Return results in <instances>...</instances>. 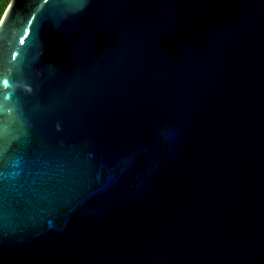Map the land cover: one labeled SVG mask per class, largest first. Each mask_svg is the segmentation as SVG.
Returning a JSON list of instances; mask_svg holds the SVG:
<instances>
[{
    "label": "water",
    "instance_id": "water-1",
    "mask_svg": "<svg viewBox=\"0 0 264 264\" xmlns=\"http://www.w3.org/2000/svg\"><path fill=\"white\" fill-rule=\"evenodd\" d=\"M0 264H264V0H10Z\"/></svg>",
    "mask_w": 264,
    "mask_h": 264
},
{
    "label": "trees",
    "instance_id": "trees-1",
    "mask_svg": "<svg viewBox=\"0 0 264 264\" xmlns=\"http://www.w3.org/2000/svg\"><path fill=\"white\" fill-rule=\"evenodd\" d=\"M10 0H0V19L6 9V7L8 6Z\"/></svg>",
    "mask_w": 264,
    "mask_h": 264
}]
</instances>
